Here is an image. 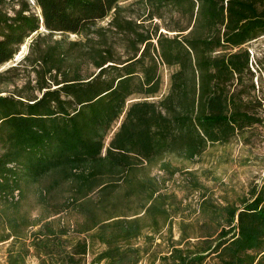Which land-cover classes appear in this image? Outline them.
<instances>
[{
    "label": "trees",
    "instance_id": "obj_1",
    "mask_svg": "<svg viewBox=\"0 0 264 264\" xmlns=\"http://www.w3.org/2000/svg\"><path fill=\"white\" fill-rule=\"evenodd\" d=\"M123 1L0 0V68L37 33L23 60L0 70V85L26 63L35 74L10 94L0 89L7 264L32 255L40 264H88L90 254V264H139L165 230L161 264H264V182L224 206L202 195L209 218L180 220L174 239L184 210L166 173L183 169L165 159L194 161L264 123L254 81L264 61L248 47L264 36V0H138L141 22L125 17ZM41 27L84 38L47 42ZM186 172L197 192L198 176ZM33 187L45 211L38 217L26 209Z\"/></svg>",
    "mask_w": 264,
    "mask_h": 264
},
{
    "label": "rangeland",
    "instance_id": "obj_2",
    "mask_svg": "<svg viewBox=\"0 0 264 264\" xmlns=\"http://www.w3.org/2000/svg\"><path fill=\"white\" fill-rule=\"evenodd\" d=\"M138 0H127L121 3L123 14L130 19H137L141 22L144 19V7ZM40 13V9H34ZM109 18L99 22V26H108ZM159 22V21H158ZM147 26L150 21H145ZM163 30V29H162ZM40 32L46 36V41H56L63 39L67 44L71 41H79L83 36L76 34H50L44 27H41ZM110 38H116V34L108 32ZM37 33H34L26 43L21 47L19 54L12 61L8 62L0 68L5 70L10 66L17 65L24 56L30 51V45ZM97 38V35H94ZM110 39V40H111ZM120 52L123 48L116 44ZM249 49L258 55L264 61V36L252 41L248 45ZM27 69L22 66L19 77L15 78L14 83L2 84L0 89L2 94H10L17 87L21 88L29 79L34 81L35 74L32 72L29 63H26ZM257 68L256 65H254ZM169 69L163 67V91H167L169 84ZM256 84V95L262 102V107L258 111L264 118V75L256 73L254 78ZM34 83V82H33ZM170 160L174 166L182 168V171L177 172L175 176L170 178V173H166L167 188L169 191L176 193L178 199L183 203V213L174 219L173 238L179 239L181 231L179 228L180 220L193 221L201 223L209 217L200 210L201 196L206 195L214 203L218 205H226L228 203H238L242 197L249 196V191L252 187L261 185L264 182V123L256 125L248 130L244 137L237 136L229 143H216L210 145L206 151L194 161L183 160L177 156L169 155L165 158ZM187 170L193 171L199 178L200 185L195 191L196 183L191 182L190 177L185 174ZM160 173L157 169L153 170V174ZM161 174V173H160ZM46 182V181H45ZM68 186L64 185L58 195L64 197L68 193ZM36 187L32 188L26 200V209L29 210L32 217H38L45 211L43 207L36 203ZM61 216L65 221H74L77 217L75 213H62ZM159 238L157 236L156 245L150 247V252L143 258L139 264H161L158 259L160 255H164L168 251L169 233L167 230ZM9 241L0 243V264H7V250ZM138 245H145V237L138 241ZM101 248L100 245L92 247V251L96 252ZM93 258V254L88 255V264ZM26 264H40V260L32 255L28 257Z\"/></svg>",
    "mask_w": 264,
    "mask_h": 264
},
{
    "label": "built area",
    "instance_id": "obj_3",
    "mask_svg": "<svg viewBox=\"0 0 264 264\" xmlns=\"http://www.w3.org/2000/svg\"><path fill=\"white\" fill-rule=\"evenodd\" d=\"M17 194H18V193L16 192V197H17Z\"/></svg>",
    "mask_w": 264,
    "mask_h": 264
}]
</instances>
